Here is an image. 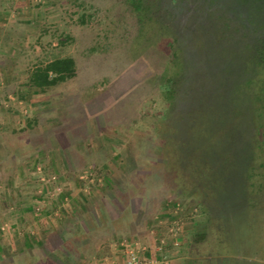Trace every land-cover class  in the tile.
I'll list each match as a JSON object with an SVG mask.
<instances>
[{
  "label": "rangeland",
  "instance_id": "374dc122",
  "mask_svg": "<svg viewBox=\"0 0 264 264\" xmlns=\"http://www.w3.org/2000/svg\"><path fill=\"white\" fill-rule=\"evenodd\" d=\"M155 216L168 264H264V0H0V264H97Z\"/></svg>",
  "mask_w": 264,
  "mask_h": 264
},
{
  "label": "crops",
  "instance_id": "0c3cea01",
  "mask_svg": "<svg viewBox=\"0 0 264 264\" xmlns=\"http://www.w3.org/2000/svg\"><path fill=\"white\" fill-rule=\"evenodd\" d=\"M151 219V227L149 226L150 228L148 227L146 229L144 236H132L129 239H122L119 242L109 244L110 252L107 251L105 256L103 255L104 257L99 255L97 264H125L132 254L140 260H152L156 264H168L166 249L170 247L169 244L171 241H173L171 242L172 246L174 243H177L174 242V239L176 240V235L171 234L172 238L167 240L164 239V237H162L164 232L166 230V232H169L170 230L169 228L167 229V221H161L157 216L152 217ZM33 245V243L31 245L30 243L23 242L20 246L24 249H26V247L31 249ZM53 245L54 244L51 243L53 249H58L57 246ZM100 246L101 245H97L96 249H99ZM86 260L87 263L92 264L90 259L89 261L88 259Z\"/></svg>",
  "mask_w": 264,
  "mask_h": 264
},
{
  "label": "trees",
  "instance_id": "16d2710c",
  "mask_svg": "<svg viewBox=\"0 0 264 264\" xmlns=\"http://www.w3.org/2000/svg\"><path fill=\"white\" fill-rule=\"evenodd\" d=\"M75 63L72 57L57 54L42 69L36 71L30 78L29 84L39 92L45 88L57 85L74 77Z\"/></svg>",
  "mask_w": 264,
  "mask_h": 264
},
{
  "label": "built area",
  "instance_id": "2783aa9c",
  "mask_svg": "<svg viewBox=\"0 0 264 264\" xmlns=\"http://www.w3.org/2000/svg\"><path fill=\"white\" fill-rule=\"evenodd\" d=\"M169 229H170L169 230L170 234L176 235L178 229L173 227ZM125 264H156V263L152 260H140L135 255L132 254Z\"/></svg>",
  "mask_w": 264,
  "mask_h": 264
}]
</instances>
